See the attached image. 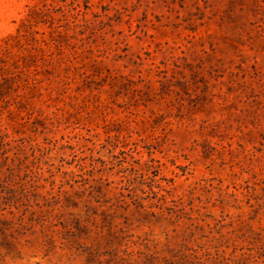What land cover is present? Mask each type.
<instances>
[{
	"label": "rangeland",
	"instance_id": "1",
	"mask_svg": "<svg viewBox=\"0 0 264 264\" xmlns=\"http://www.w3.org/2000/svg\"><path fill=\"white\" fill-rule=\"evenodd\" d=\"M18 32L0 264H264V0H0Z\"/></svg>",
	"mask_w": 264,
	"mask_h": 264
},
{
	"label": "trees",
	"instance_id": "2",
	"mask_svg": "<svg viewBox=\"0 0 264 264\" xmlns=\"http://www.w3.org/2000/svg\"><path fill=\"white\" fill-rule=\"evenodd\" d=\"M34 14H36V11H35V9L31 8L30 13H29V17H33ZM20 36H21L20 32H18V34L10 36V38L5 41V46H3V47L0 46V53L2 51H6V52L8 51V48L10 47V42H9L10 39L13 41H18L20 39Z\"/></svg>",
	"mask_w": 264,
	"mask_h": 264
}]
</instances>
